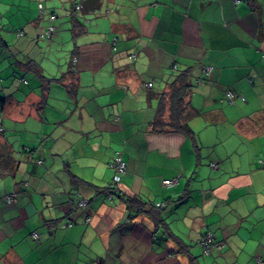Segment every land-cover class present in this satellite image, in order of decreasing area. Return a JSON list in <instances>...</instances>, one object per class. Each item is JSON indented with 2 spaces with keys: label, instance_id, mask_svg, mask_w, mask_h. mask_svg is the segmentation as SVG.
Returning <instances> with one entry per match:
<instances>
[{
  "label": "crops",
  "instance_id": "crops-1",
  "mask_svg": "<svg viewBox=\"0 0 264 264\" xmlns=\"http://www.w3.org/2000/svg\"><path fill=\"white\" fill-rule=\"evenodd\" d=\"M80 1L0 20V264H264V0ZM180 74L198 149L150 125Z\"/></svg>",
  "mask_w": 264,
  "mask_h": 264
},
{
  "label": "trees",
  "instance_id": "trees-1",
  "mask_svg": "<svg viewBox=\"0 0 264 264\" xmlns=\"http://www.w3.org/2000/svg\"><path fill=\"white\" fill-rule=\"evenodd\" d=\"M80 2L73 6V13L79 14L82 10H83V12H87V9H88V12L90 14H94L96 10L99 11L101 2H103V0H81ZM85 4H88L89 8H86ZM38 8H39V12L42 13V10L44 8L43 3H39ZM46 18H48L47 20L49 22L48 25L46 26V28H48L49 26H53V32L51 33V35L48 38H45V39H50L55 32V26L53 25V23L56 19V14L54 12H50L46 16ZM83 20L85 23L88 22L87 17H84ZM207 68H209V67H207ZM190 88H191V84L189 82V79H188V77H186V75H183V74H180L179 76H177L174 79V81L171 82V85L169 86V92L167 95L168 101H169V103H168L169 106L167 108L168 109L167 116L165 119L162 118L164 109L162 107H160L161 110H160V108L157 110L155 119L150 123L152 131H154V132H168V131L169 132H175V133L182 134L186 137H189L190 139L193 140V142L195 141V139H196L195 131L191 128L189 121L191 119V115L194 117L195 115H197V112H195L193 110H192V112L189 110L187 111L188 105H187V103H185V97L188 95ZM164 96H166V95H164ZM233 99H234V97H233ZM233 99L228 100L227 98H225V100L228 103H233V101H234ZM239 100L242 102L244 101L242 96L239 97ZM194 146H195V142H194ZM121 159H122V156H121ZM211 166L216 167L215 164H211ZM111 170L113 171V176H114L115 172L113 169H111ZM122 174L118 175L119 176L118 180L113 183L112 190L115 189L116 185L119 183ZM113 176H112L109 184L113 182ZM174 179H177V177H175ZM156 206L157 207H163L164 205L162 203H157ZM208 233H211V232H207L206 234H208ZM206 234H204L201 237V240ZM211 234H213V233H211ZM201 240H200V244H201ZM215 241L220 242V241L216 240V238H215ZM201 247H202V245H201ZM93 264H97V263H93Z\"/></svg>",
  "mask_w": 264,
  "mask_h": 264
},
{
  "label": "built area",
  "instance_id": "built-area-1",
  "mask_svg": "<svg viewBox=\"0 0 264 264\" xmlns=\"http://www.w3.org/2000/svg\"><path fill=\"white\" fill-rule=\"evenodd\" d=\"M53 32V26H49L48 28L44 29L42 34H41V37L42 38H48L51 33ZM22 33L19 32L17 35L20 36ZM175 68V66H173ZM205 71L208 73L210 71V68H207L205 69ZM146 87H151L152 84L151 83H146L145 84ZM225 98H227L228 100H231L233 99V94L231 91H227L225 92ZM109 167L111 169L114 170L115 172V175L113 176V182L108 184L104 189H103V194L106 196V197H110L111 194H112V187H113V183L115 181L118 180V175L122 174L125 172V164L124 162L122 161L121 159V154H117L113 159L112 161L109 163ZM175 180L176 179H165L162 181V183L164 185H172L175 183ZM9 201L12 200V196H8L7 198ZM78 206L82 209V210H85L86 209V206H87V200L85 198H82L81 196H78ZM87 221H89V218H87ZM72 225L71 222H67L65 224H62L61 227L63 228H67V227H70ZM32 236L33 237H37V233L36 232H33L32 233ZM201 245H202V249H203V253L205 255L209 254L210 251L212 249H218L220 250L222 247H223V244L220 243V242H217L215 241V237L213 234L211 233H208L206 234L202 240H201Z\"/></svg>",
  "mask_w": 264,
  "mask_h": 264
},
{
  "label": "rangeland",
  "instance_id": "rangeland-1",
  "mask_svg": "<svg viewBox=\"0 0 264 264\" xmlns=\"http://www.w3.org/2000/svg\"><path fill=\"white\" fill-rule=\"evenodd\" d=\"M16 5H18V0H8V2H6V3H4L2 6H0V15L2 14L3 15V17H1L0 18V20H1V22L3 23V24H5V22H6V14L8 13V12H11L12 13V15L14 16L15 15V8H16ZM64 32V35L65 36H67L69 33H65V31H63ZM225 122L223 121V122H221L218 126H216V127H218V128H216V127H213V130L215 131L216 129H218L219 130V132H220V128H224V124ZM194 130H197V129H194ZM206 130H212V128L210 129H208V128H203V129H201V131H206ZM217 130V131H218ZM220 134H222L221 132H220ZM195 135H196V139H197V142L199 143V141L201 140V139H205V137H200V138H198V133H196V131H195ZM206 136V135H205ZM199 145H200V143H199ZM200 147H201V145H200ZM112 176H113V174H112ZM112 176H111V178H112Z\"/></svg>",
  "mask_w": 264,
  "mask_h": 264
}]
</instances>
